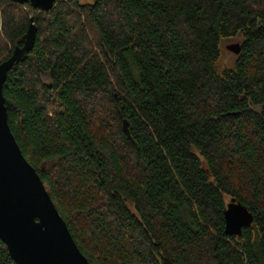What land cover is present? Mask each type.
<instances>
[{"label":"trees","instance_id":"1","mask_svg":"<svg viewBox=\"0 0 264 264\" xmlns=\"http://www.w3.org/2000/svg\"><path fill=\"white\" fill-rule=\"evenodd\" d=\"M30 18L7 122L89 264H264V0H0V62Z\"/></svg>","mask_w":264,"mask_h":264},{"label":"water","instance_id":"2","mask_svg":"<svg viewBox=\"0 0 264 264\" xmlns=\"http://www.w3.org/2000/svg\"><path fill=\"white\" fill-rule=\"evenodd\" d=\"M48 11L59 0H13ZM36 27L30 24L9 58L0 62V241L15 264H89L76 246L48 191L26 161L7 122L3 84L14 64L23 62L35 42ZM239 55L240 44L226 46ZM124 132L127 131L124 127ZM253 223L252 214L235 199L224 211V234L240 236Z\"/></svg>","mask_w":264,"mask_h":264},{"label":"rangeland","instance_id":"3","mask_svg":"<svg viewBox=\"0 0 264 264\" xmlns=\"http://www.w3.org/2000/svg\"><path fill=\"white\" fill-rule=\"evenodd\" d=\"M93 0H82V2L91 3ZM233 43H240L239 38H231L224 40L221 43L220 49H221V59H223V65L228 66L229 68L233 66V63L236 59V56L230 53L228 50H226V46ZM43 80L45 82L48 81V76L46 74L43 75Z\"/></svg>","mask_w":264,"mask_h":264}]
</instances>
